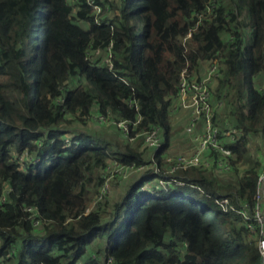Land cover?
Returning a JSON list of instances; mask_svg holds the SVG:
<instances>
[{"label":"trees","instance_id":"trees-1","mask_svg":"<svg viewBox=\"0 0 264 264\" xmlns=\"http://www.w3.org/2000/svg\"><path fill=\"white\" fill-rule=\"evenodd\" d=\"M94 1L97 15L86 0H0V196L10 187L0 202V264H100L107 256L113 264H261V227L250 219V229L236 210L254 205L258 185L260 156L248 136L264 148V0ZM214 57L209 106L219 131H238L225 140L233 177L203 167L168 172L161 152L179 114L180 71L200 77V64ZM92 112L127 121L131 135L156 126L162 147L149 154L114 124L72 125L92 122ZM30 154L38 160L22 158ZM111 157L155 159L160 172H139L119 197L85 212ZM160 179L172 183L159 188ZM222 197L226 208L216 203Z\"/></svg>","mask_w":264,"mask_h":264},{"label":"built area","instance_id":"built-area-1","mask_svg":"<svg viewBox=\"0 0 264 264\" xmlns=\"http://www.w3.org/2000/svg\"><path fill=\"white\" fill-rule=\"evenodd\" d=\"M76 1V0H73ZM87 5H89L95 15L101 12V6L94 0H86ZM97 21V23H99ZM111 47L112 43L106 47V54L104 56V62L107 63L108 67H112L111 62ZM95 54H99V49H95ZM85 58H89V52L87 51ZM218 67L217 58L214 57L210 60V67L207 73L201 77H197L195 72L189 69L183 68L179 74V85L177 94L175 96V105L173 110L175 112H180L182 108H185L189 115L190 125L192 127H199L197 132L193 136L194 147L188 153H175V155L167 156L165 155L166 162L169 163L168 172H173L176 169H185L190 167H203V168H214L215 173L225 174L231 170V165L225 160V156L230 155V149L225 145V140L228 138H234L238 131L234 128H226L224 131H219V128L215 126L212 122L213 110L209 106L210 91L208 89V84L210 82L211 75H216ZM264 91V89H263ZM59 100V99H58ZM61 104L62 102H58ZM90 120L92 122L100 123L102 125L114 124L118 127L119 132L125 137L129 142H134L139 139L142 141V146L147 148L158 149L162 142L161 131L156 126H151L146 131L130 134L129 124L125 120L115 121L107 120L104 115L97 112L90 113ZM247 147L250 151H256L264 154V148L261 145V139L258 136H248ZM220 152L222 155H212V152ZM26 162L34 163L38 158L33 155H24L22 157ZM22 158H19L20 160ZM260 172L258 176V185L255 194L254 205L251 206L249 202H239L236 213L241 215L243 220L246 222L247 226L254 230V227L249 222L250 219L256 221L261 229L260 234L262 237L258 240V247L262 254V262L264 264V156L260 159ZM21 162V161H19ZM147 169H152L154 172H160V166L156 160H152L151 163H122L115 157H111L107 166L103 172V181L99 187L98 193L93 200L92 204L88 206L85 212H88L92 207L96 206L99 201H102L104 197L107 196L109 183L113 178L120 176L128 177L133 171L135 173L142 172ZM117 173H120L117 175ZM125 177V178H126ZM172 182L171 180L160 179L158 181V186L160 188H166ZM195 186V185H194ZM198 187V186H195ZM144 189V186L141 187ZM10 187H5L3 193L0 196V202H3L7 197ZM154 192L153 190H151ZM218 203L223 208H226L229 204V200L225 197L216 199ZM232 208V206H230ZM32 212L31 219H33V224L36 225V220L34 219L36 212L35 209H28ZM68 220V219H67ZM100 264H113V259L107 256Z\"/></svg>","mask_w":264,"mask_h":264},{"label":"rangeland","instance_id":"rangeland-1","mask_svg":"<svg viewBox=\"0 0 264 264\" xmlns=\"http://www.w3.org/2000/svg\"><path fill=\"white\" fill-rule=\"evenodd\" d=\"M209 1L211 2V0H209ZM215 1H217V0H215ZM112 14H113V12H111V14L109 16H111ZM202 63L199 66L201 70L203 69L201 67L203 65ZM209 67H210V63L208 62V63H206V71H205V73L204 72H202L203 74L200 73V77L202 75L206 74L207 70H209ZM196 74H197V72H196ZM261 74L262 73H260L259 78L262 79L263 76ZM216 76H217V74L211 77V80H210V82L208 84V89H210V87H212L213 84H216L217 81L212 79L213 77H216ZM263 83H264V81H261L260 80L259 84H263ZM209 85H210V87H209ZM181 111H185L187 113V111L185 110V108H182ZM180 115H182L184 117H180L179 119L177 118L176 121L173 123V127H174L175 130L172 133L171 140H170V144L166 148V150H164L163 152H161L163 154H167V156H172L173 157L175 155V153H180L178 151H181L180 147L182 145H184L185 144V141H186L185 139H183L184 138V136H183V134H184V128H186V124L190 123V119L188 118L189 115L187 116L185 113H181ZM187 121H188V123H186ZM76 124H78V128H80V129H85V128H88V127L90 129H98V127L102 125L100 123H97V125H95L94 123H92V122H90L88 120H86L85 123H72V125H76ZM68 127H70V126H68ZM104 129H105V131H106V133L108 134L109 137L112 138V135H113L114 137H116V139L118 141L120 140L119 135L116 133V131H115L114 128L113 129H108V127H105ZM117 136H118V138H117ZM162 144H163V142H162ZM162 144H161V146L158 149H160L162 147ZM146 149H147V151H149V154H150V152L153 153L155 151H158V149H153V148H147L146 147ZM254 153L257 155V152L256 151H254ZM258 154H260V153H258ZM259 156L260 157H258V159L260 160V159L263 158L264 154L263 155H259ZM164 161L166 162V158H165ZM138 173L139 172L135 173V171H133L127 178H125L126 176L123 177V176H120V175L117 178H113L110 181V183H109V188H108V193H107L106 200H107V198L108 199H115V198L119 197V195L121 193L120 191L123 188V187H121L123 181L126 180V179H128V178H131L130 180H132V178L135 177V175H137ZM118 174H120V173H117V175ZM220 177L223 180H227V179H231L233 177V174L232 173H228V174L225 173L224 175L222 174ZM153 184H154V181H151L150 182V185H153ZM120 218H122V216H120ZM109 232H110V230H109ZM107 235H108V231L103 234L104 237H106ZM94 244L95 243L93 242L92 245H94Z\"/></svg>","mask_w":264,"mask_h":264},{"label":"crops","instance_id":"crops-1","mask_svg":"<svg viewBox=\"0 0 264 264\" xmlns=\"http://www.w3.org/2000/svg\"><path fill=\"white\" fill-rule=\"evenodd\" d=\"M203 65L201 66L203 69L202 70H200V72L202 73V72H204L205 73V71H206V63L204 64V63H202ZM203 74V73H202ZM179 114H175L174 115V120L175 119H179L180 117H184V116H182V115H180L181 113H185L187 116H188V114L185 112V111H180V112H178ZM188 118H189V116H188ZM186 123H188V121L186 122ZM200 127V126H199ZM199 127H196V126H194V127H192L191 125H190V123H188V124H186V128H184V134H183V136H184V138L183 139H185L186 141H185V144L184 145H182L181 147H180V149H181V151H178V152H180V153H188V152H190L191 150H192V148L194 147V142H193V136H194V134L197 132V130L199 129ZM171 148V147H170ZM184 151V152H183ZM173 152V151H172Z\"/></svg>","mask_w":264,"mask_h":264}]
</instances>
